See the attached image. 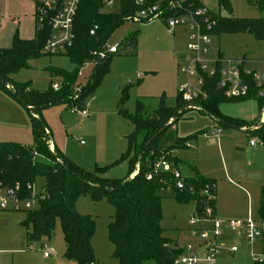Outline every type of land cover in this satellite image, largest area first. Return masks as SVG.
Wrapping results in <instances>:
<instances>
[{"label": "rangeland", "instance_id": "374dc122", "mask_svg": "<svg viewBox=\"0 0 264 264\" xmlns=\"http://www.w3.org/2000/svg\"><path fill=\"white\" fill-rule=\"evenodd\" d=\"M185 2L186 0H182ZM212 13L228 17L227 12L219 5V0H200ZM236 19L264 18V10L257 6V0H227ZM116 6L119 0L115 1ZM110 10L102 7L101 14H109ZM33 10L29 0H0V49L12 47L15 36L31 37ZM137 35L136 48L126 40L131 35ZM195 31L189 27H178L170 31L167 23L157 20L147 24L130 21L119 28L109 41L110 45L121 43L119 55L113 58L108 75L99 88L84 101L83 108L76 102L71 107H77L88 113L82 117L73 113L66 105L47 109L44 119L52 134V143L78 168L86 173L97 175L103 179L124 180L130 173L129 159L123 160L128 153V137L133 134V125L119 114L120 104L127 97L124 110L134 116L137 103L142 102L149 113L157 110L162 98L166 99L167 107L174 108L179 96L180 87L187 83V78L179 71V66L186 56L192 55L189 47ZM209 49V59H218L219 53L231 61L245 60L248 66H255L260 76H264V42H258L252 35H222L212 37ZM29 68L23 69L14 78L21 82H31L33 89L45 90L50 83H61L59 78L46 71L48 67H57L66 71H74L75 67L66 56L42 57L29 62ZM95 62L85 65L81 70L82 77L76 81L75 87L80 88L79 98L89 84ZM195 83V81H192ZM1 96V95H0ZM8 97L10 99H8ZM4 97L0 100V142L12 141L22 146H33L34 136L32 120L27 110L15 99ZM4 100L14 102L11 107ZM221 113L247 126L243 129L220 126L210 116L191 109L169 128L159 140L160 147L169 148L176 144L177 139L194 136L197 139L190 142V150H174L175 157L182 160L180 172L185 178L195 176V164L201 171H212L211 178L218 183L217 197L231 203L242 204V193L233 188V183L245 187L254 198L255 191L264 184V144L257 137L248 135L247 131H260L264 120L259 123L260 108L257 101L224 103L220 106ZM263 119V118H262ZM220 132V142L212 134ZM258 145L250 147V141ZM49 146V143H48ZM40 161L49 162L41 159ZM229 171L230 178L227 177ZM45 180L38 178L35 189L41 192ZM162 199L163 222L165 236L183 248L195 243L188 231L194 227L192 218L196 217L192 203L179 204L173 193L159 192ZM78 213L90 218L96 227L93 237L95 264H118L113 258L114 247L109 239V227L115 216V209L108 200L95 202L92 197H81L76 203ZM251 215L260 220L256 206L245 219H229L228 221H246ZM27 220L24 212L0 210V264H76L67 260L65 255L64 235L59 220L56 221L51 238L30 241L31 231L24 227ZM227 221V222H228ZM226 222V221H225ZM223 223L221 236L218 239L220 255L217 264H256L264 260V242H248L243 232L232 229ZM206 224L209 229L211 224ZM47 244L54 255L45 258L43 245ZM236 248L237 251L233 252ZM143 264H157L155 261H144Z\"/></svg>", "mask_w": 264, "mask_h": 264}, {"label": "trees", "instance_id": "16d2710c", "mask_svg": "<svg viewBox=\"0 0 264 264\" xmlns=\"http://www.w3.org/2000/svg\"><path fill=\"white\" fill-rule=\"evenodd\" d=\"M170 1L145 0L141 6L137 0H119L117 11L101 14L102 0H81L74 24V45L63 55L74 65V71L67 72L56 67L46 69L52 76L61 80L59 91L53 89V83H50L45 90H36L33 89L31 82H17L12 78L23 69H28L30 61L45 57L41 51L50 36L49 28L41 32L36 31L35 38L31 41H24L15 36L11 48L0 49V90L15 99L30 114L34 136V145L30 147L16 143L0 144V188H14L19 185L22 195L28 197L30 194L28 187L35 184L38 178H43L47 199L42 202L39 210L26 213L27 220L23 225L31 231L29 240L37 241L51 238L55 223L59 220L66 246L64 257L76 264L96 263L92 247L96 227L90 218L78 213L76 203L81 197L90 196L95 202L106 199L115 209V216L109 227V239L114 247L113 258L118 264H143L148 260L157 264H174L175 259L181 254L178 245L165 236L162 228L163 210L160 191L169 189L179 204L193 203L198 218H204L208 209L216 212V180L205 178L195 170V176L186 178L185 188L179 190L176 188L172 174L154 173V164L163 154L186 149L187 143L205 134L179 138L176 144L169 148L160 147V138L187 111L191 110L180 93L174 108L167 107L166 99L162 98L159 108L149 113L145 105L138 102L134 116L128 115L124 110L127 97H123L119 114L134 127L133 134L128 137V153L123 157V160L129 159L130 162V173L124 180L103 179L86 173L56 147H54L55 153H51L48 146L52 134L43 113L56 106L71 107L76 102L74 87L79 73L85 65L94 61L95 68L89 84L77 101L83 108L84 101L99 88L108 75L113 58L119 55L118 51L116 54H108L103 59L99 56L114 33L143 9L159 3L167 9ZM256 3L260 10H264V0H257ZM219 5L229 12V16L221 17L211 12L214 20L217 21V26L209 33L203 26V34L208 33L212 37L249 34L256 41L264 42V18L236 19L227 0H219ZM200 8H205L200 0H186L181 10L167 12L166 17L195 13ZM95 27L98 29L92 36L91 31ZM126 41L136 48L137 35H131ZM219 59L223 60L221 55ZM241 72L243 80L251 90L247 98L226 99L217 89L220 80L218 74L215 78L206 79L204 91L207 98L195 103L200 113L210 116L220 126L238 130L243 129L247 124L224 116L220 111L222 104L257 101L260 108L259 123L262 121L264 110V99L257 98L258 89L253 77L247 76L243 67ZM8 86L13 90H9ZM261 125L260 131L245 133L257 137L264 144V122ZM157 135L159 136L156 137ZM147 144L149 145L141 157V152ZM35 152L41 157L35 158ZM40 158L49 162L40 161ZM169 160L178 166L176 158L171 156ZM137 165L140 167L139 174L131 178ZM150 174L153 175L152 180H148ZM258 215L260 221L264 223V186L261 190ZM256 264H264V261Z\"/></svg>", "mask_w": 264, "mask_h": 264}, {"label": "built area", "instance_id": "2783aa9c", "mask_svg": "<svg viewBox=\"0 0 264 264\" xmlns=\"http://www.w3.org/2000/svg\"><path fill=\"white\" fill-rule=\"evenodd\" d=\"M144 1L145 0H137V3L142 6ZM80 2L81 0H34L37 31L41 32L46 28L50 29V36L41 51L43 56H63L67 53L68 49L73 47L75 41L74 24ZM102 2L103 6L108 7L110 10L117 9L115 0H102ZM183 4L184 2L182 0H171L166 9L159 3L153 7L143 9L132 20L136 23H151L162 20L166 21L170 31H174L178 27H189L192 31H195L192 41L197 40V43H193L189 47L192 55L186 56L183 63L179 66L180 73L187 78V83L180 87L179 93L188 104L189 109H192L198 100H205L207 98V94L204 91L206 79L215 78L218 74L220 80L217 89L221 91L226 99L234 100L247 98L251 90L249 85L242 78V67L247 76L253 77V82L258 89L257 98L263 100L264 77L253 71L245 70V62L243 60L235 62L224 59L220 61L219 57L216 60L208 58L209 49L207 46L210 44L212 38L208 33L217 26V21L214 20L210 10L205 7L198 9L195 13L170 18L166 17L167 12H177L181 10ZM203 26L206 28L207 34L202 33ZM97 29L98 28L95 27L91 31L92 36L95 35ZM120 46L121 43L110 45L108 42V44L104 46L103 52L100 53V58L103 59L108 54H116ZM219 65H221L220 68ZM79 77H82L81 72L79 73ZM193 80L195 83L192 82ZM60 88L61 83H53V89L55 91H59ZM79 91L80 88L74 87L75 101L79 100ZM71 110L73 113H77L82 117L88 116L85 110H80L77 107L73 106ZM220 132L221 130H216L212 134L218 137ZM257 145L258 143L255 140L250 141L251 147H256ZM186 146L188 148L191 147L190 143H187ZM49 149L51 153H55V149L51 142H49ZM34 156L35 158L41 157L37 152H35ZM171 156L172 154H163L154 164V173L158 174L162 172L172 174L176 183V188L183 190L185 188L186 178L182 176L177 166L169 160ZM139 171L140 167L137 165L131 178L136 177ZM152 178V174L148 175V180H152ZM28 189L30 194L28 197H25L22 195L19 185L14 188L1 187L0 210L24 213L39 210L42 202L47 199L45 190L43 189L41 192H37L35 184L30 185ZM204 223L211 224V227L209 229L196 227L198 224ZM222 224L223 222L216 217L213 209H208L205 217L202 219L198 217L192 218V225L195 227L190 231V235L196 242L187 244L183 248L178 246V249L181 250V254L175 259L174 264H217V258L220 255L218 239L221 236ZM227 224L232 229L243 232L245 239L250 243L257 241L264 242V223L260 220L253 219L251 215L246 221H228ZM236 251L237 249L234 248L233 252ZM43 254L44 257L48 259L54 255V251L51 250L47 244H44ZM263 261H258L256 259V262Z\"/></svg>", "mask_w": 264, "mask_h": 264}, {"label": "crops", "instance_id": "0c3cea01", "mask_svg": "<svg viewBox=\"0 0 264 264\" xmlns=\"http://www.w3.org/2000/svg\"><path fill=\"white\" fill-rule=\"evenodd\" d=\"M31 1V6H32V10H33V15H32V19H33V22H32V38L31 37H21V40H24V41H31L35 38V35H36V31H37V26H36V21H35V4H34V0H29ZM116 1V0H115ZM222 56V58L224 60H227V61H231L232 59H227L225 57V55H223L222 53H219V56ZM218 56V57H219ZM245 62L244 64V69L245 70H248V71H253L255 73L258 74V72L256 71V68L255 66H248V63H246L245 60H243ZM57 68V67H56ZM94 70V69H93ZM66 71V70H65ZM67 72H70V71H67ZM259 75V74H258ZM264 77V76H263ZM13 80L17 81L14 76L12 77ZM61 81V80H60ZM17 82H21V81H17ZM0 100H2V95L4 97H8V94H6L5 92H3L2 90H0ZM8 99H10L8 97ZM7 104H9L11 107L13 108H16L15 104H13L14 102H10V100H4ZM18 108H16V111H17ZM264 120V114H263V119ZM220 130V129H219ZM3 135H0V137H2ZM183 138H186V137H183ZM218 142H220V136L216 137ZM1 143H16V142H12V141H3V142H0ZM54 144V143H53ZM27 147V146H26ZM54 147H56V145L54 144ZM251 147V146H250ZM192 148L191 147H187L186 149H179V150H190ZM251 148H255V147H251ZM62 152V151H61ZM63 153V152H62ZM64 154V153H63ZM65 155V154H64ZM172 157L176 158L177 161H178V166L177 168L180 170L179 166H180V163L183 162L182 160L178 159V157H175L172 153ZM194 170H197V172H199L202 176H204L205 178H208V179H213L209 176H211V174L213 173L212 171H201L199 169V166L195 164L194 166ZM228 178H230L231 176L229 175V171L226 170V174ZM213 180H216V179H213ZM230 180V183L233 188H229V189H236L238 191H240L242 193V197H243V200H241V205L240 204H235V203H231L227 200H223L219 197H217V205H216V217L221 220L223 223H226L229 219H245L248 215V213L253 209L254 206H256L257 208V211L259 212V208H260V197H261V190H262V187L264 186V184L260 185L258 191H255V194H254V198L252 196V194H250L249 192V188L250 189H255L253 186L251 185H246L245 187H243V185H240L238 183H233ZM217 182V180H216ZM218 183H217V193H218ZM166 191H169L171 192L169 189H166V190H163L162 192H166ZM193 204V203H192ZM193 206L195 207V205L193 204ZM259 216V215H258ZM226 221V222H225ZM206 224H198L196 227H201V228H206L205 227ZM195 227V226H193ZM211 227V226H210ZM209 227V228H210ZM188 233H190V231H188ZM168 238V237H167ZM169 239V238H168ZM171 240V239H170ZM172 241V240H171ZM174 242V241H173ZM175 244H178L177 242H174ZM92 247H93V243H92ZM65 250H66V246H65ZM118 263V262H117Z\"/></svg>", "mask_w": 264, "mask_h": 264}, {"label": "water", "instance_id": "95a60500", "mask_svg": "<svg viewBox=\"0 0 264 264\" xmlns=\"http://www.w3.org/2000/svg\"><path fill=\"white\" fill-rule=\"evenodd\" d=\"M8 89H9V90H13L10 86H8ZM188 108H189V107H188ZM193 108H194L195 110H198V111L200 110L196 105H194V106L192 107V109H193ZM174 120H175V119H174ZM174 120H173V121H174ZM162 133H163V131L160 132V134H162ZM158 136H159V135H157L156 137H158ZM50 142L52 143V141H50ZM148 145H149V144H147V145L144 147V149L142 150V152H141V157H142L143 154L145 153V151H146ZM52 146L54 147V144H53V143H52ZM58 162L61 163L60 160H58Z\"/></svg>", "mask_w": 264, "mask_h": 264}]
</instances>
